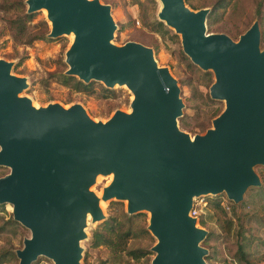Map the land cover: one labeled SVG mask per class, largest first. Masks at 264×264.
Returning <instances> with one entry per match:
<instances>
[{"label":"water","instance_id":"95a60500","mask_svg":"<svg viewBox=\"0 0 264 264\" xmlns=\"http://www.w3.org/2000/svg\"><path fill=\"white\" fill-rule=\"evenodd\" d=\"M157 17L179 35L182 51L214 80L210 97L224 99L211 127L190 135L176 123L181 112L176 80L158 66L152 49L140 42L110 41L114 22L99 0H25L26 11L42 7L48 36L73 31L64 52L66 74L130 90L129 111L115 109L93 120L81 104L49 102L33 106L18 95L26 86L0 59V203L30 235L15 249L18 264L37 256L53 264H79V239L86 211L103 217L88 187L97 173L112 172L103 200L124 199L125 211H148L155 237L150 264H206L199 244L206 230L188 215L193 196L224 192L242 199L259 184L254 171L264 165V46L257 20L233 40L207 32V7L191 9L184 0H157Z\"/></svg>","mask_w":264,"mask_h":264},{"label":"rangeland","instance_id":"374dc122","mask_svg":"<svg viewBox=\"0 0 264 264\" xmlns=\"http://www.w3.org/2000/svg\"><path fill=\"white\" fill-rule=\"evenodd\" d=\"M99 1L109 5L110 16L115 25L110 41L119 45L127 40H133L149 46L152 49L156 64L166 67L176 80L178 97L182 103L180 115L183 122H185V127L181 126V128L178 124V117L180 115L177 116L176 123L178 127L190 135L203 133L208 127H211V119L223 109L224 99L210 97L208 87L214 80L212 71L209 69L210 73L207 78V76L202 74L204 70L199 66H190L188 64L189 61L183 58L181 54L182 49L179 35L172 28L166 25L169 28V34L175 33L177 34V38L171 37L169 34H161L153 29V21L158 19L157 11L159 2L157 0H155V3H151L149 0ZM215 1L190 0L187 3L194 4L196 7L205 6L209 9ZM261 1L260 14L256 15L254 13L255 0H229L224 7L219 8L211 17L209 26L205 23L206 31L222 32L233 40H236L238 35L252 21L257 20L260 31L259 49H261L264 46V0ZM34 12L33 17L27 21V29L29 32L36 34L47 31L50 28V22L46 18L45 10L40 8L34 10ZM13 14L15 12L6 9V0H0V59L11 62L10 73L25 78L26 86L18 92L19 96L24 95L30 98L31 104L36 107L49 102H57L62 106H68L77 102L82 105L88 116L95 121H104L115 109L123 111L129 110V101L132 94L125 85L115 83L111 87H107L102 81L94 80L110 91L102 92L95 90L93 93H84L74 92L56 81L49 79L47 77L48 72L60 69L64 64L67 66L64 61V52L70 44L72 36L67 33H62L61 35L50 37L47 35V32L45 33L46 38L32 39L30 42L23 43L22 39L14 37L9 30L8 19ZM41 19L46 21V27H43L41 24ZM182 53L185 54L183 51ZM253 169L257 175H264V165L256 164L253 166ZM8 171V167L0 165V175ZM109 181L110 177L108 175L98 174L88 189L95 196L100 197L102 188ZM254 187L249 186L244 191L242 198L247 196L246 194L249 189L254 190ZM214 198L220 201V204L232 218L231 228L227 231L228 235L234 239H239L240 237L236 233L237 227L235 224L240 209V200L233 202L227 198L224 192L200 194L192 198L195 225L204 228L206 232L208 230L212 233V237L206 243L203 242L205 237L199 242L203 247H205L204 245L210 244L211 247L217 248L220 245L219 236L222 230L215 223L212 212L206 205L207 201ZM111 200H118L125 209L126 201L124 199H117L115 197L105 200L102 199L99 206L103 214L102 219L109 214L112 208L110 204ZM253 202L254 204L251 205L252 208H256L257 213L264 217V209L259 208L263 204V201L254 199ZM102 203L103 205H101ZM138 212H144L147 224L148 211L142 210ZM9 216H11V204L8 202L0 203V222L6 220ZM246 217L244 216L242 220V226L244 228L243 236L248 238L247 242H249L245 249L249 252V258L252 259L253 264H264V244H259L260 241L264 240V221L260 220L257 216L247 221ZM102 219L92 220L90 215L85 218V224L83 226L85 236L79 239V245L81 247L79 264H109L107 247L104 245H89L91 233ZM199 220H202L201 224L198 222ZM19 225L20 227L14 231L15 228L12 225L5 224L2 234H0V246L9 248L13 252L15 249L22 247V239L28 237L30 231L20 223ZM151 236L153 237V241L150 245L151 240L143 237H133L126 241L128 246H146L149 251L146 254L149 257V264L154 254L150 247L155 242V237L152 234ZM258 255L260 257H257ZM222 258L226 259L227 257H220V253L216 252L210 261L215 264H225ZM129 260L128 264H138L132 259ZM17 262L18 258L14 255L10 261L4 262L3 264H18ZM30 264H53V262L49 258L39 255Z\"/></svg>","mask_w":264,"mask_h":264},{"label":"trees","instance_id":"16d2710c","mask_svg":"<svg viewBox=\"0 0 264 264\" xmlns=\"http://www.w3.org/2000/svg\"><path fill=\"white\" fill-rule=\"evenodd\" d=\"M149 1L151 3H155V0ZM189 1L190 0H184V2L191 8L200 7H196L191 3L188 4L187 2ZM228 1L229 0H216L213 4H211L205 16V23L207 26L210 24L211 17L218 11L219 8L224 7ZM261 5V0H255L254 13L256 15L260 14ZM6 9L15 12V14L8 19V27L14 37L22 39L23 43L30 42L32 39L46 38L45 33H47L49 29L45 32H39L36 34H31L27 29V21L33 17L35 12L26 11L25 0H6ZM40 22L43 27H46L47 23L44 19H41ZM153 25V29L155 31H158L161 34H169V28L161 20H154ZM247 28L248 27H246L242 32H244ZM169 35L177 38V34L175 33H170ZM181 54L183 58L189 61L188 64L190 66L196 65L191 62L188 56L183 54L182 51ZM66 68L67 66L64 64L62 68L48 72L47 77L74 92L93 93L95 90L102 92L110 91L108 88L104 87L99 82H95L94 80L84 82L74 75L66 74L64 72ZM203 70L202 74L208 78L210 73L209 69ZM178 124L180 127H185V122H183L181 115L178 117ZM258 177L259 184L255 185L254 190L249 189L246 194L247 196L245 198L243 197L239 202L240 209L235 223L237 227L236 233L240 235L239 239L231 238L228 235L227 231L231 228L232 218L220 204V201L217 198H214L206 202L207 207L212 212L215 223L222 230L221 235L219 236L220 245L217 248L213 246L211 247L210 244L204 245L207 248V254L204 257L206 264H215L210 260L216 252L220 253V257H227L226 259L222 258L225 264H253L252 259L249 258V252L245 249L249 242H247L248 238L243 236L244 228L242 226V220L244 216H247V221L252 220L253 217L257 216L260 220L264 221V217L257 213L256 208H252L251 206L254 204V199L262 200L263 204H261L259 208L264 209V175H258ZM110 204L112 205V208L109 211V214L103 218L99 222L98 226L92 231L89 245H104L107 247L109 252V257L107 258L109 259V264H128V261H130L129 259L136 261L138 264H144V261L145 264H149V257L146 255L149 251L146 246L137 245L133 247L128 246L126 243L128 239L133 237L147 238L151 240L149 245L152 243L153 237L145 227L147 225L145 220L146 215L144 212H136L132 214L126 212L122 207L121 202L118 200H111ZM198 222L201 224L202 220H199ZM5 224L12 225L15 228L14 231H16V228L20 227L19 223L9 216L6 220L0 222V234H2ZM211 237L212 233L207 230L203 242L206 243ZM259 244H264V240L260 241ZM14 252L9 248L0 246V264L10 261V259L15 255ZM257 257L260 256L258 255Z\"/></svg>","mask_w":264,"mask_h":264},{"label":"bare ground","instance_id":"6f19581e","mask_svg":"<svg viewBox=\"0 0 264 264\" xmlns=\"http://www.w3.org/2000/svg\"><path fill=\"white\" fill-rule=\"evenodd\" d=\"M159 2V1H158ZM42 10H45V8L44 7H42L41 8ZM45 12H46V10H45ZM67 34H70L71 36H72V38H73V31L72 30H70ZM120 85H125L124 83H122V84H120ZM132 96V95H131ZM129 111V110H128ZM98 174H101V173H97L96 175H98ZM96 175H95V177H96ZM103 175H108L109 177H110V180H111V178H112V172H109V173H107V174H103ZM99 178V177H98ZM97 197V201H98V205L100 206V203L102 202L101 200H102V198H101V196L99 197V196H96ZM101 205H103V203L101 204ZM89 216V212L88 211H86V214H85V218H87Z\"/></svg>","mask_w":264,"mask_h":264},{"label":"built area","instance_id":"2783aa9c","mask_svg":"<svg viewBox=\"0 0 264 264\" xmlns=\"http://www.w3.org/2000/svg\"><path fill=\"white\" fill-rule=\"evenodd\" d=\"M188 215L195 217L194 210L192 209V203H191V209L189 210Z\"/></svg>","mask_w":264,"mask_h":264}]
</instances>
